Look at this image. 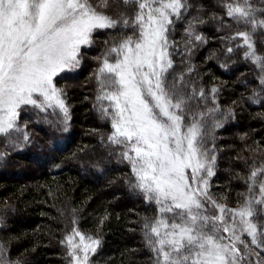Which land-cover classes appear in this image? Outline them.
I'll return each mask as SVG.
<instances>
[{
  "label": "snow or ice",
  "instance_id": "1",
  "mask_svg": "<svg viewBox=\"0 0 264 264\" xmlns=\"http://www.w3.org/2000/svg\"><path fill=\"white\" fill-rule=\"evenodd\" d=\"M123 3L135 5L133 15L120 12L114 18L107 12L108 0H0V137L6 147L31 143L26 125L19 123L22 108L29 105L45 112L58 109L63 115L58 123L67 130L71 116L66 93L54 78L81 66V46L93 43L95 30L130 26L128 35L105 41L106 50L94 58V107L110 120L112 130L101 140L118 149L117 158L130 166V189L157 206L156 215L143 222L155 264H264V161L256 166L253 160L238 207L209 196L217 155L215 138L209 144L206 128L209 120L213 130L222 127L215 119L220 108L193 110L194 100L207 99L204 88L188 83L185 72H170L174 42L169 30L191 5L186 0ZM219 7L224 16L210 15L219 30L244 25V30L225 36L240 41L226 51L245 47L243 58L260 69L264 85V55L257 54L253 40V33L264 29V18H257L260 10L251 0H224ZM207 22L199 14L189 19L186 51L195 47L193 40L205 41L196 27ZM218 91L213 85V102ZM256 95L253 91L251 98ZM221 115L227 120L234 110ZM6 155L0 152V159ZM245 234L249 241L242 238ZM61 243L67 244L70 264H90L101 241L74 228ZM0 264L9 261L0 257Z\"/></svg>",
  "mask_w": 264,
  "mask_h": 264
},
{
  "label": "trees",
  "instance_id": "2",
  "mask_svg": "<svg viewBox=\"0 0 264 264\" xmlns=\"http://www.w3.org/2000/svg\"><path fill=\"white\" fill-rule=\"evenodd\" d=\"M108 2L107 12L114 18L120 12L129 16L135 12L134 4ZM186 2L191 7L182 19L174 20V30H169V40L174 42L170 72H185L188 83H195L198 90L204 88L207 99L194 100L193 110L219 106L215 119L221 120L222 127L213 130L209 120L206 128L209 144L215 138L217 155L208 194L229 208L238 207L243 199L240 194L247 193L245 177L253 160L256 166L264 161L262 73L253 61L243 58L245 47L226 51L240 41H227L225 36L244 30V25L219 30V24L210 19L213 12L224 16L219 7L224 0ZM251 3L261 12L257 18H264V0ZM198 14L208 21L196 27L205 41L193 40L195 47L190 45L189 52L184 28ZM131 31L130 26L95 30L93 43L81 47V66L54 78L56 86L65 89L71 116L67 130L58 123L63 119L58 109L45 112L29 105L22 108L19 123L22 128L26 125L31 143L23 148L6 147L0 137V152L7 153L0 159V257L9 264H70L67 244L61 241L74 228L101 241L90 255V264H155L143 222L156 215L157 206L130 189L126 181L130 166L117 158L118 149L101 140L112 130L110 120L103 119L94 107L96 84L91 74L98 66L94 58L106 50L105 41L111 43ZM253 40L257 54L264 55V29H257ZM189 67L193 68L190 73L186 71ZM168 79L172 80L171 74ZM213 85L219 89L215 102L210 93ZM253 91L260 103L251 98ZM228 108L234 115L223 120L221 113Z\"/></svg>",
  "mask_w": 264,
  "mask_h": 264
},
{
  "label": "rangeland",
  "instance_id": "3",
  "mask_svg": "<svg viewBox=\"0 0 264 264\" xmlns=\"http://www.w3.org/2000/svg\"><path fill=\"white\" fill-rule=\"evenodd\" d=\"M81 47H82V46H81ZM37 97H38V94H37ZM219 203H220V202H219ZM208 207H209V211H210V213H211V212H212V206L209 204ZM245 235H246V234H245ZM245 235H244V236H245ZM244 236H243L242 238L245 240V237H244ZM245 241H247V240H245Z\"/></svg>",
  "mask_w": 264,
  "mask_h": 264
}]
</instances>
